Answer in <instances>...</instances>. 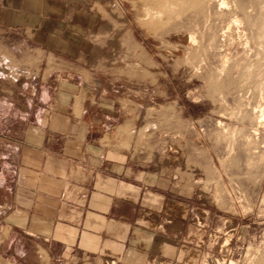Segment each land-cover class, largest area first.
I'll return each instance as SVG.
<instances>
[{"label": "rangeland", "instance_id": "1", "mask_svg": "<svg viewBox=\"0 0 264 264\" xmlns=\"http://www.w3.org/2000/svg\"><path fill=\"white\" fill-rule=\"evenodd\" d=\"M103 15L88 83L124 92L140 120L122 147L173 176V250L134 261L79 234L41 263L264 264V0H109Z\"/></svg>", "mask_w": 264, "mask_h": 264}, {"label": "crops", "instance_id": "2", "mask_svg": "<svg viewBox=\"0 0 264 264\" xmlns=\"http://www.w3.org/2000/svg\"><path fill=\"white\" fill-rule=\"evenodd\" d=\"M108 4L0 0V264H42L79 234L134 261L173 250V176L122 147L140 120L124 92L88 83Z\"/></svg>", "mask_w": 264, "mask_h": 264}, {"label": "bare ground", "instance_id": "3", "mask_svg": "<svg viewBox=\"0 0 264 264\" xmlns=\"http://www.w3.org/2000/svg\"><path fill=\"white\" fill-rule=\"evenodd\" d=\"M264 117V116H263ZM262 118V117H261ZM264 120V119H263ZM112 263V262H111ZM113 264V263H112Z\"/></svg>", "mask_w": 264, "mask_h": 264}]
</instances>
